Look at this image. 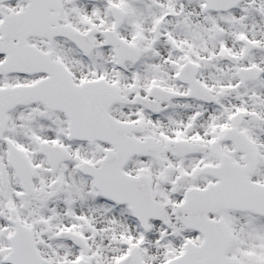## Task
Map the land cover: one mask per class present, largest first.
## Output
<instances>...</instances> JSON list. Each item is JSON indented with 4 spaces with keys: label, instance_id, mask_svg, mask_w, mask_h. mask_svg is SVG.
Segmentation results:
<instances>
[{
    "label": "snow or ice",
    "instance_id": "1",
    "mask_svg": "<svg viewBox=\"0 0 264 264\" xmlns=\"http://www.w3.org/2000/svg\"><path fill=\"white\" fill-rule=\"evenodd\" d=\"M0 264H264V0H0Z\"/></svg>",
    "mask_w": 264,
    "mask_h": 264
}]
</instances>
